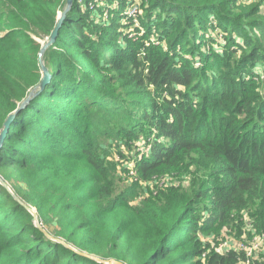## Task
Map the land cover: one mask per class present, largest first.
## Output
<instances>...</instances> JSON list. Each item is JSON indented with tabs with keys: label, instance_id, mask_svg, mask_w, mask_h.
Masks as SVG:
<instances>
[{
	"label": "trees",
	"instance_id": "16d2710c",
	"mask_svg": "<svg viewBox=\"0 0 264 264\" xmlns=\"http://www.w3.org/2000/svg\"><path fill=\"white\" fill-rule=\"evenodd\" d=\"M64 5L0 0V131ZM42 60L0 178L74 251L0 185V264H237L212 247L264 232V0H73Z\"/></svg>",
	"mask_w": 264,
	"mask_h": 264
},
{
	"label": "water",
	"instance_id": "95a60500",
	"mask_svg": "<svg viewBox=\"0 0 264 264\" xmlns=\"http://www.w3.org/2000/svg\"><path fill=\"white\" fill-rule=\"evenodd\" d=\"M72 3H73V0H65V5H64L63 11L58 16L57 24H56L55 28L53 29L52 33L50 34L49 40L46 43L42 44V46H41V48L39 50V53H38V62H39V67H40V71H41V80H40V82L34 88H32L29 91V93L27 94V96L21 101V103L16 108V110H14V112H12L6 118V120H5L4 124H3L2 130L0 131V148L2 147V144L4 142V139H5L6 135H7V132L9 130V127H10L11 123L13 122L14 118L16 117V115L22 109H24L26 107V105L30 102V100L32 98H34L36 95H38L45 88V86L50 82V78L51 77H50V74L48 72V69L46 68V66L43 63L42 58H43V55H44L45 50L51 44L54 43L55 38H56L57 33H58V30H59V28H60V26H61L64 18L66 17V13L70 10ZM0 185L8 191V193L14 198L15 201H17L21 206H23L26 210H28V212L33 217V223L35 224V226L41 232L44 233V235L46 237H48L51 240H56V239H53L46 231H44L42 229V226L37 221V215H36L35 209H32V208L26 206L17 196H15L14 193L11 191L10 187L8 186V184L6 182H4L1 178H0ZM56 241L58 243L62 244L63 246L67 247L68 249L74 251V249L71 246H69L68 244L62 242L61 240H56ZM78 253L80 255L89 257V258L97 261L98 263H104V264H121V263L115 262L113 260H105L104 261V260H100V259H98L97 257H94V256H88V255H86L84 253H80V252H78Z\"/></svg>",
	"mask_w": 264,
	"mask_h": 264
},
{
	"label": "built area",
	"instance_id": "2783aa9c",
	"mask_svg": "<svg viewBox=\"0 0 264 264\" xmlns=\"http://www.w3.org/2000/svg\"><path fill=\"white\" fill-rule=\"evenodd\" d=\"M136 9L135 7H131L128 10V15L134 19L136 22L135 16ZM130 175H134L133 171L130 172ZM252 240L250 242H243V241H234L225 239L223 244H219L217 248H215L217 253L222 254L225 251L233 250L235 252H241L243 254V258H241L237 264H264V232L253 234ZM208 240V238H206ZM220 247V248H219ZM221 249V251H220ZM257 250L260 252L257 253ZM205 254H202V259L204 261Z\"/></svg>",
	"mask_w": 264,
	"mask_h": 264
},
{
	"label": "rangeland",
	"instance_id": "374dc122",
	"mask_svg": "<svg viewBox=\"0 0 264 264\" xmlns=\"http://www.w3.org/2000/svg\"><path fill=\"white\" fill-rule=\"evenodd\" d=\"M129 10V9H128ZM221 31H218V30H214L213 31V33H211L216 39H217V41H220V42H222L223 41V35H222V33H220ZM49 40V37L48 38H46V40L43 42L42 40H38L39 42H41L42 44H44V43H46L47 41ZM54 44V43H53ZM53 44H51L50 46H52ZM121 150H123L124 151V148H121ZM140 156H141V154H140ZM114 161H117V159H120V158H118L117 156H114ZM128 159H130L129 157H128ZM117 162H119V161H117ZM123 163H126L127 164V166H128V168H130L131 170H133V168H134V164H135V162H134V159H131V160H129V161H124ZM132 176H130V172H129V175H127V176H125V178H124V180L123 179H121V181H120V185H119V187H118V189H122V188H124V187H126L127 186V182H129V180H130V178H131ZM161 181L159 180L158 181V186L160 187V186H162L163 184L162 183H160ZM140 186H146V184H145V182H139L138 183ZM138 185V187L139 188H141L140 186ZM148 185H149V187H150V190L151 191H153L154 190V186H153V183L152 182H148ZM174 186H176V184L174 185ZM154 187V188H153ZM177 187V186H176ZM153 189V190H152ZM140 191V190H139ZM139 192H138V194H137V197L139 196ZM135 197L134 199H133V201H131L130 202V204L131 205H136L138 202H139V200H140V198L142 197L141 195H140V197ZM36 212V211H35ZM42 229L44 230V231H46V229L45 228H43L42 227ZM200 237H201V241L202 242H209V240H207L206 238L207 237H204L203 235H200ZM252 240V237L251 236H243L242 237V239L240 240V241H243V242H250ZM62 241V240H61ZM223 241H225V240H222V239H220L218 242V245H217V243L215 244V245H213V243L212 242H210V244L211 245H213L214 247H212L213 249H214V251L216 252V250H215V248H217L218 246H219V244H223L222 242ZM234 241H237V240H234ZM63 242V241H62ZM220 248V247H219ZM220 251H221V249H220ZM260 251L259 250H257V253H259ZM202 262V264H204L205 262L202 260L201 261Z\"/></svg>",
	"mask_w": 264,
	"mask_h": 264
}]
</instances>
